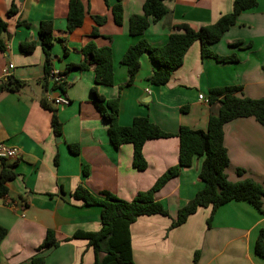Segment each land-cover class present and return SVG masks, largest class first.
<instances>
[{
	"label": "crops",
	"instance_id": "0c3cea01",
	"mask_svg": "<svg viewBox=\"0 0 264 264\" xmlns=\"http://www.w3.org/2000/svg\"><path fill=\"white\" fill-rule=\"evenodd\" d=\"M69 1L0 0V17L8 23L6 50L0 52V86L9 81L1 78V72L10 64L14 65L10 79L25 83L16 93L0 92V143L19 151L17 159L0 158V171L5 161L18 173L7 184L8 195L0 198V226L7 229L0 244V264H31L48 230H54L59 241L77 231H99L101 209L84 206L72 197L79 185L96 196L107 192L125 201L150 190L166 171L179 165L181 127L208 130L210 116L218 109L209 103L211 89L242 86L239 97L264 98V0L241 14L237 25L210 46L222 57L237 55L239 62L222 64L203 58L201 43L195 42L183 65L163 86L150 83L156 66L147 55L141 58L134 82L128 84L127 67L121 64L127 49L141 38L153 47L164 46L178 32L173 29L176 25L195 30L213 25L232 13L234 0H165L169 14L151 24L142 37L130 34L129 22L132 16L143 14L146 0H121L124 19L120 26L112 12L118 0H81L86 16L83 26L72 33L67 31ZM13 4L18 13L6 18ZM95 17H105L106 23L98 26ZM43 21L54 24L51 71L63 73V87L55 85L51 76L44 84L46 57L38 33ZM94 29L98 36L92 35ZM24 43H34L35 50L25 54ZM89 43L113 51L114 85L97 89L107 100H120L119 124L130 127L135 118L148 117L172 135L145 144L144 171L133 166L132 145L116 149L111 143L108 123L91 98L95 66L69 68L89 60L82 53ZM57 98L69 104L57 106ZM43 100L62 125L60 138L53 132V112L43 108ZM224 133L230 158L228 179L234 183L252 179L264 187V126L254 118H241L226 124ZM70 144L79 145L78 155L71 153ZM203 162L204 157H195L190 167L182 168L179 176L157 192L156 199L170 217L144 216L131 225L136 264H193L196 252H200L199 264H264L255 253L264 214L248 202L219 208L211 227L207 225L211 208H202L185 224L171 229L179 210L204 188L199 178ZM238 169L245 173L240 175ZM45 255L46 264H96L94 250L82 239L62 242Z\"/></svg>",
	"mask_w": 264,
	"mask_h": 264
},
{
	"label": "trees",
	"instance_id": "16d2710c",
	"mask_svg": "<svg viewBox=\"0 0 264 264\" xmlns=\"http://www.w3.org/2000/svg\"><path fill=\"white\" fill-rule=\"evenodd\" d=\"M258 6V0H234L232 13L222 16L215 24L202 27L198 30L188 25L181 24L173 26L178 32L170 35L167 43L161 47H153L146 39L141 38L139 42L130 46L121 59V64L127 67L128 84H132L136 75L141 69V58L144 55L149 57L150 62L156 66L149 81L154 86H163L169 83L174 72L179 69L185 60V56L195 42L201 43L203 58H212L219 63H237V55L222 57L211 51L210 46L220 42L225 34L237 25L238 18L244 12L250 11ZM115 23L123 24L124 10L121 0L112 7ZM18 13L17 7L13 4L7 12L6 18H11ZM169 14L165 0H146L143 6V14L132 16L129 22V31L132 36L142 37L151 24L158 23ZM86 16V9L81 0H70L67 17V31L72 33L83 26ZM98 26L106 23L105 17H95ZM8 29L5 18L0 17V52L6 50L4 33ZM39 37L44 49L46 62V82L51 73V48L54 44V24L52 21H43L39 27ZM93 36H98V30L94 29ZM240 43L234 46H239ZM36 46L34 43L22 44V51L25 54L32 53ZM82 53L88 60L84 64L70 65V69L86 70L89 66H95V86L91 89V98L102 118L108 123V133L112 145L119 149L123 145L133 146V166L139 170L147 169L143 149L148 141L168 138L171 134L162 131L148 117H138L133 120L130 127H123L118 122L120 100H107L98 93L97 86L114 85V59L110 47L99 48L94 43H89L82 49ZM65 81L58 86L63 87ZM25 83L9 79L7 83L0 86V92H18ZM242 86H231L214 88L209 91V103L218 105L215 113L209 119L208 130H193L189 127H181L179 165L166 171L154 184L145 192H140L132 201H125L118 197L104 192L100 196L92 194L85 187L79 185L72 197L87 207H99L101 209V228L97 232L77 231L71 238L64 241L57 239L54 230H48L43 243L40 245L37 254L32 258L31 264H46L48 251L57 249L62 242H69L75 239L87 240L89 247L94 250L96 264H136L133 258V247L131 237V225L140 217L163 216L170 217L168 210L156 199L159 192L171 179L179 176L182 168H188L193 164L195 157H204L199 178L204 183V188L199 191L195 198L182 207L173 221L171 229L185 224L189 217L196 214L202 208H211V215L207 220L208 227L212 226L215 214L219 208L235 201L250 203L260 213L264 214L263 199L264 187L252 179L241 182H231L227 176V169L230 166V158L225 147V125L241 118H254L264 126V98L251 99L245 96L239 97L242 93ZM43 108L53 112L52 128L57 137L63 136L62 125L50 107L43 100ZM187 109L184 108L183 111ZM72 154L78 155L80 147L77 144H70ZM55 164H58V155L55 157ZM0 171V198L9 193L8 182L15 180L18 173L13 165H7L4 161ZM241 175L244 170L238 169ZM85 174H87L85 172ZM7 235V229L0 226V244ZM255 253L264 259V230L258 236ZM200 252H196L193 264H199Z\"/></svg>",
	"mask_w": 264,
	"mask_h": 264
},
{
	"label": "built area",
	"instance_id": "2783aa9c",
	"mask_svg": "<svg viewBox=\"0 0 264 264\" xmlns=\"http://www.w3.org/2000/svg\"><path fill=\"white\" fill-rule=\"evenodd\" d=\"M13 68H14L13 64H10L7 68H5L1 72V78L4 80H9L11 78V75H12L11 71L13 70ZM50 76L52 77L53 83L57 86H60L65 80V76L63 75V73L59 71H51ZM199 99L205 100V97L203 95H200ZM54 103L57 106L64 107L69 104V101L64 98H57L54 100ZM18 157H19V151L16 148L9 147L3 143H0V158L1 159L14 160V159H17Z\"/></svg>",
	"mask_w": 264,
	"mask_h": 264
},
{
	"label": "water",
	"instance_id": "95a60500",
	"mask_svg": "<svg viewBox=\"0 0 264 264\" xmlns=\"http://www.w3.org/2000/svg\"><path fill=\"white\" fill-rule=\"evenodd\" d=\"M58 141H60V139H58Z\"/></svg>",
	"mask_w": 264,
	"mask_h": 264
}]
</instances>
